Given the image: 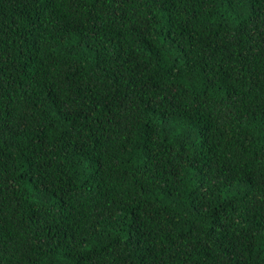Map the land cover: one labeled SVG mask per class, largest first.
<instances>
[{
    "label": "trees",
    "instance_id": "trees-1",
    "mask_svg": "<svg viewBox=\"0 0 264 264\" xmlns=\"http://www.w3.org/2000/svg\"><path fill=\"white\" fill-rule=\"evenodd\" d=\"M0 264H264V0H0Z\"/></svg>",
    "mask_w": 264,
    "mask_h": 264
}]
</instances>
